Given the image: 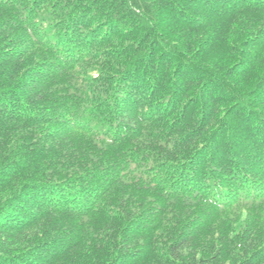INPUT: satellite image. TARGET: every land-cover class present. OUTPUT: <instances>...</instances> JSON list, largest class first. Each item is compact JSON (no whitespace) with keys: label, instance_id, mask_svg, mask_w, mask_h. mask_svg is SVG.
<instances>
[{"label":"trees","instance_id":"trees-1","mask_svg":"<svg viewBox=\"0 0 264 264\" xmlns=\"http://www.w3.org/2000/svg\"><path fill=\"white\" fill-rule=\"evenodd\" d=\"M0 264H264V0H0Z\"/></svg>","mask_w":264,"mask_h":264}]
</instances>
